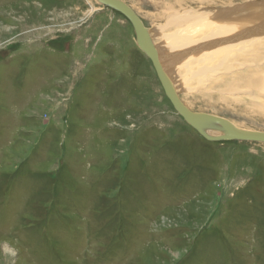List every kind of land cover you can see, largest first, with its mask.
Returning a JSON list of instances; mask_svg holds the SVG:
<instances>
[{
	"label": "rangeland",
	"instance_id": "374dc122",
	"mask_svg": "<svg viewBox=\"0 0 264 264\" xmlns=\"http://www.w3.org/2000/svg\"><path fill=\"white\" fill-rule=\"evenodd\" d=\"M121 1L168 58L191 18L254 0ZM223 55L174 68L182 102L264 132V49ZM0 264H264V144L204 139L97 0H0Z\"/></svg>",
	"mask_w": 264,
	"mask_h": 264
},
{
	"label": "bare ground",
	"instance_id": "6f19581e",
	"mask_svg": "<svg viewBox=\"0 0 264 264\" xmlns=\"http://www.w3.org/2000/svg\"><path fill=\"white\" fill-rule=\"evenodd\" d=\"M98 1L99 0H97V2ZM256 1H262V0L247 1L241 5L239 4V5H235L234 7H229V8L226 7L223 9H219L215 12V14L212 13L213 16H209V17H213L210 18L212 20H205L206 18L204 19V17L191 18V20L195 18V23H196L195 25L184 31L180 30L179 33L174 34L170 38V42L173 41V43L170 47H167L168 50L165 51V53L168 55V58H166L167 56H165V54L162 55L161 51L157 47H155L153 43L155 50L158 53L159 60L163 63H167V65L164 66V70L173 88L175 89L177 95H179V93L175 88V83L171 76L175 67H176L175 68L176 71L178 72L177 75L189 79L188 78L190 77L189 75L195 73V71L199 72L203 68L211 69L216 63H214L213 65L211 64L213 62H218L219 59L221 58L223 59L224 56L226 55L223 54L228 52L232 54L239 53V59L241 57V60H246L242 57H249V59L253 62V65H255L254 62H256L261 57V51L264 49V34L261 35V32H263L261 27H263L262 22L264 21V5L262 4V6L260 7L258 5L253 7L252 5L254 4H251V2H256ZM261 3H264V1ZM102 6L108 8L105 5ZM187 19L190 18L188 16H183V17L181 16L179 22L182 23ZM220 21H223V23L206 24L208 22H220ZM168 25H172V24H168ZM254 28L255 31L253 30ZM147 32L152 40L151 33L148 29ZM204 48L207 49L203 53L197 52L198 50H203ZM190 50L192 51L189 52ZM207 54L210 56H207ZM189 56L191 57L196 56L197 59L196 60L189 59L188 58ZM185 57L188 59H185ZM217 57L220 58L218 59ZM245 63L248 64L247 61ZM196 67L199 68L187 73L186 70ZM251 69L256 70L255 67ZM235 75L232 76L234 77ZM253 75L256 76V80L253 79L254 77ZM257 76H258L257 73L252 72V76L249 78L250 80L249 86L254 87V86H259V84L261 85L264 84V79L257 78ZM237 129L241 131H248V130L240 129L238 127ZM202 131L205 135L214 139L227 136L225 130L216 123L206 124ZM251 132H256V131H251Z\"/></svg>",
	"mask_w": 264,
	"mask_h": 264
},
{
	"label": "water",
	"instance_id": "95a60500",
	"mask_svg": "<svg viewBox=\"0 0 264 264\" xmlns=\"http://www.w3.org/2000/svg\"><path fill=\"white\" fill-rule=\"evenodd\" d=\"M98 2L101 5L107 6L109 9L119 12L132 24L137 45L153 64L154 70L166 97L169 99L178 115H180L183 120L193 129H195L204 139L210 142L233 141L264 144V132L241 131L237 129L235 125L230 123V121L224 118L210 114L193 112L187 106H185L165 73L164 66L167 65V63H163L159 60L158 53L153 45V41L148 35L146 27L137 14L127 4L121 2L120 0H99ZM261 2L263 1L251 2V4H254L252 5L253 7L257 5L260 7L262 4L264 5V3ZM262 24L263 27H261V29L263 32H261V35L264 34V21ZM253 30L255 31V28ZM209 123H216L220 125L225 130L227 136L214 139L205 135L202 130L204 126Z\"/></svg>",
	"mask_w": 264,
	"mask_h": 264
}]
</instances>
